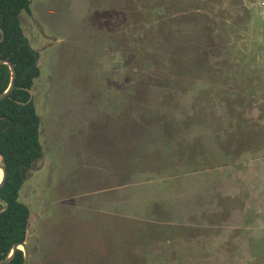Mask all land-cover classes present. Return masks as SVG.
Here are the masks:
<instances>
[{
	"label": "rangeland",
	"instance_id": "374dc122",
	"mask_svg": "<svg viewBox=\"0 0 264 264\" xmlns=\"http://www.w3.org/2000/svg\"><path fill=\"white\" fill-rule=\"evenodd\" d=\"M30 1V263L264 264V0Z\"/></svg>",
	"mask_w": 264,
	"mask_h": 264
},
{
	"label": "trees",
	"instance_id": "16d2710c",
	"mask_svg": "<svg viewBox=\"0 0 264 264\" xmlns=\"http://www.w3.org/2000/svg\"><path fill=\"white\" fill-rule=\"evenodd\" d=\"M30 11V0H0V60L10 61L17 71L14 90L0 102V156L7 172L0 188V262L11 255L15 245L27 242L31 211L20 201V191L44 158L41 119L34 100L28 103L29 90L40 77L39 52L32 48L22 26V14ZM11 76L10 67L1 65L0 95L8 90ZM24 261V252L18 249L10 264Z\"/></svg>",
	"mask_w": 264,
	"mask_h": 264
},
{
	"label": "crops",
	"instance_id": "0c3cea01",
	"mask_svg": "<svg viewBox=\"0 0 264 264\" xmlns=\"http://www.w3.org/2000/svg\"><path fill=\"white\" fill-rule=\"evenodd\" d=\"M99 195H102V194H99ZM116 206L119 207L118 205ZM110 213H111V216L117 215V214L112 213V211H110ZM30 235L31 234L28 229V238H27L28 248H29ZM55 252H56L55 243L52 240H49V239L42 240V241L37 240L35 243V247H34V254L36 256V264H142L143 263V261L140 260V257L138 256L129 257L128 255H123V256L122 255H96V256L93 255L90 257L71 258V259H68L67 261L65 260L58 261L57 259H50V257H54L53 255H55ZM31 257L32 255L30 254V262H31Z\"/></svg>",
	"mask_w": 264,
	"mask_h": 264
},
{
	"label": "water",
	"instance_id": "95a60500",
	"mask_svg": "<svg viewBox=\"0 0 264 264\" xmlns=\"http://www.w3.org/2000/svg\"><path fill=\"white\" fill-rule=\"evenodd\" d=\"M1 40H3V38ZM3 64H6L10 67L12 76H11V84H10L8 90L5 93H3L2 95H0V102L5 100L12 93V91L15 88L16 79H17V71L15 69V66L8 60H0V66ZM29 93H30V99H29L28 103L32 102L33 98H34L33 91L29 90ZM0 171L3 172V177L0 180V188H2L5 185L6 178H7L6 168H5L4 163H3V156H0ZM27 238H28V235H27ZM20 247H22L23 250ZM18 249H20L24 252V257H25L24 264H30V252H29V248L27 246V242L19 243V244L15 245L11 255L7 259L0 262V264H10L14 260Z\"/></svg>",
	"mask_w": 264,
	"mask_h": 264
},
{
	"label": "bare ground",
	"instance_id": "6f19581e",
	"mask_svg": "<svg viewBox=\"0 0 264 264\" xmlns=\"http://www.w3.org/2000/svg\"><path fill=\"white\" fill-rule=\"evenodd\" d=\"M1 177H3V172L1 171ZM20 248H22V247H20Z\"/></svg>",
	"mask_w": 264,
	"mask_h": 264
}]
</instances>
